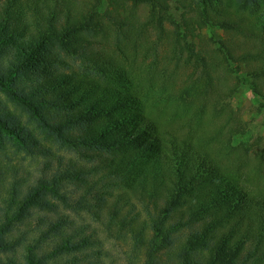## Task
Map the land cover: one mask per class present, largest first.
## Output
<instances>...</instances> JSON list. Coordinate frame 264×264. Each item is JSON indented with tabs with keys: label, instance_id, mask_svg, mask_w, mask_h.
<instances>
[{
	"label": "trees",
	"instance_id": "1",
	"mask_svg": "<svg viewBox=\"0 0 264 264\" xmlns=\"http://www.w3.org/2000/svg\"><path fill=\"white\" fill-rule=\"evenodd\" d=\"M205 27L225 41L205 42ZM240 85L264 110V0H0V92L37 132L0 103V134L42 159L11 185L8 225L66 209L109 236L127 227L140 264H264V136L234 145ZM70 225L57 216L35 242L53 238V256L98 246ZM34 250L24 263L45 264Z\"/></svg>",
	"mask_w": 264,
	"mask_h": 264
},
{
	"label": "rangeland",
	"instance_id": "2",
	"mask_svg": "<svg viewBox=\"0 0 264 264\" xmlns=\"http://www.w3.org/2000/svg\"><path fill=\"white\" fill-rule=\"evenodd\" d=\"M170 5V11L175 20L178 21L180 19V11L175 10L176 4L174 2H170ZM199 35L205 42H209L211 45H213V43H223L226 37L222 30L209 27H205ZM142 81L144 83L146 82L144 77L142 78ZM178 84L179 83L175 82L174 86L178 88ZM159 85H161V81L158 78L156 87L158 88ZM237 89L238 90L230 100V103L243 121L245 130L242 135L235 137L234 145L239 150L244 151L250 149L257 138L264 136V110L258 107L257 100L252 96L246 85H240ZM0 103L5 107L8 115L11 116L12 121H15L19 125H25L31 130L34 129L24 112L16 107L13 102L8 101L5 95L1 92ZM161 103L163 102L161 101ZM35 130L36 129H34V133L36 135L37 132ZM37 138L45 145L50 144V141H46L40 136H37ZM17 145L16 141L10 140L9 135L0 134V228L8 226L10 229V232L8 233L10 236H8V238L11 242L15 241L13 243L15 245L14 249H10L6 253L0 254V260L6 261L7 259H11L17 264H25L22 256L30 246L35 247L34 251L37 254V257L43 259L42 261H44L45 264L141 263L143 258L142 247L139 248L138 251L136 250L132 238V232H130L127 227L121 233L122 235L119 238L113 235L109 236L99 221H95L90 215H87L84 212L75 215L69 210L61 209L59 215H56L54 213H46L33 209L32 215L25 222L8 225L13 211L10 208L11 185L15 181L20 185L21 181V189H23L25 185L32 183L33 180L39 176L37 168L42 161L41 158L33 157ZM53 150L55 151L54 147ZM249 154L251 155L250 168L252 169V167H255L256 161L253 159L254 153L250 152ZM257 182L259 186H264V165L260 170L259 176H257ZM132 202L136 203L134 199H132ZM138 210L140 211L137 204L136 209H131V213L136 214ZM60 215H66L68 217L71 221V227L85 226L86 234L95 231L99 240L98 246L90 247L84 251L73 254L53 256L50 253L52 250L53 238H44L40 244H37L35 241L39 237L40 230H44L47 222L53 221ZM144 218L145 215L140 213V215H138L137 223ZM38 219H44V223L39 225L37 222ZM113 229L115 232L117 226H114ZM19 236L23 237L20 241L17 240ZM182 242L183 238L181 237L178 239V243ZM165 258L166 256H164L162 260L165 261Z\"/></svg>",
	"mask_w": 264,
	"mask_h": 264
}]
</instances>
